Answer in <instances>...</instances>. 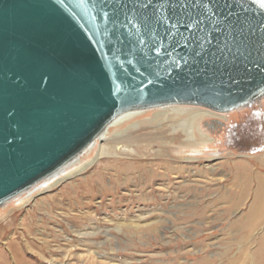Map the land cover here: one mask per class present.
<instances>
[{"label":"water","instance_id":"water-1","mask_svg":"<svg viewBox=\"0 0 264 264\" xmlns=\"http://www.w3.org/2000/svg\"><path fill=\"white\" fill-rule=\"evenodd\" d=\"M264 98V0H0V207L118 116Z\"/></svg>","mask_w":264,"mask_h":264},{"label":"rangeland","instance_id":"rangeland-1","mask_svg":"<svg viewBox=\"0 0 264 264\" xmlns=\"http://www.w3.org/2000/svg\"><path fill=\"white\" fill-rule=\"evenodd\" d=\"M145 111L150 112L134 120V123L139 124V130L146 128L141 132L142 139L146 134L159 137L157 122L163 121L168 131L172 126L170 121L177 120L168 121L165 117H171L170 114L160 116L163 110ZM227 114L226 123L219 119H214L219 120L214 123L211 118L194 123V131H203L215 140L212 146L215 155L213 158L199 157L188 164L192 167L194 164L196 170L202 166L213 168L208 174L196 172L192 175L191 172L189 178L196 181V188L192 192H188L182 184L188 179L185 175L180 178L170 175L164 180L154 179L150 185H146L141 180L143 177L134 174L131 183L119 187L113 185L115 187L107 195L98 186H94L93 195L87 198L83 195L84 186L73 188L93 173L96 167L93 163L82 176L66 180L46 193H41L43 188H40L18 202L6 203L7 209L2 206L0 210L3 215L12 210L11 215L17 222L23 218L28 220V214H32L34 221L41 219V223L48 228L47 231L36 229L25 236L26 241L33 245L36 243L32 245L33 251L39 250L37 245L42 242L41 239L50 241L54 248V253L48 257L47 250L43 249L42 252L47 254L46 259L33 264H197L204 255L222 252L221 243L230 240L225 227L245 216L252 202L251 191L241 197V206L236 212H228L229 205L235 199L234 194L240 196L239 186L243 185L245 178L252 174L264 178V102ZM148 122H151L150 125ZM139 144L142 147L145 145L144 142ZM156 148L153 146L147 154L140 151V163L152 162L151 155ZM173 155L180 158L178 164L185 165V156ZM107 162L103 159L100 165ZM242 168L245 172L239 177L237 172ZM156 172L160 173V170ZM107 173L109 176L105 178L106 184L114 172L110 170ZM237 180L239 185L236 184ZM64 190L69 195L62 197ZM51 196H55L54 202L49 199ZM29 198L31 200L22 206L21 203ZM42 203L44 206L38 211ZM201 212L204 218L199 217ZM65 214L82 216L85 221L63 222L60 217ZM141 215L145 216L144 219L138 220ZM19 228L14 227L12 230L22 234V228ZM78 231L93 233L95 236L80 238L76 234ZM255 233L264 234V224ZM56 247L60 251L55 252ZM201 248L204 249L203 253L198 251ZM24 258L34 262L29 254Z\"/></svg>","mask_w":264,"mask_h":264},{"label":"bare ground","instance_id":"bare-ground-1","mask_svg":"<svg viewBox=\"0 0 264 264\" xmlns=\"http://www.w3.org/2000/svg\"><path fill=\"white\" fill-rule=\"evenodd\" d=\"M260 101L264 102V100L261 99L253 105H256ZM156 110L164 111L160 116L165 117L170 114L171 117H165L168 121L177 119L170 121V123L168 122L172 125L168 131L165 129L166 126L163 125V121L157 122V128L159 129L157 135L159 137L154 136V134H146L142 139L141 137L143 134L141 132L146 128L143 127L139 130V124L134 123V120L138 118V116L150 111H135L122 114L111 121L104 131L69 163L64 165L47 179L33 185L27 191L6 203L18 202L40 188H43L40 191L41 193H46L66 180L82 176L90 166L94 165L93 163L96 164L93 173L88 178H83L80 183L75 186L76 188H73L77 189L84 186L83 195L87 198H91L93 195L92 191L94 186H98L102 193L107 195L115 186L119 187L131 183L134 174L143 177L141 180L146 185H150L154 179L164 180L169 178L170 175L180 178L185 175L188 179L184 180L182 184H184L188 192H192L193 189L196 188L194 186L196 181L194 182L189 178L191 172L193 173L192 175L196 172L208 174L213 171V168L212 166H202L201 169L196 170L194 164L193 167L188 164L196 159L198 160L199 157L213 158L215 155L213 152L214 150L212 151V146L215 140L212 136L204 134L203 131H194V123L204 118H211V120L219 119L226 123L228 121V114L215 113L204 108L191 106H168L157 108ZM219 120H214V123L219 122ZM150 123L151 122H148L147 124L150 125ZM138 142H144L145 145L142 147ZM153 146H156L157 148L152 152V162L148 164L140 163L139 158L142 157L139 155L140 151L143 150V154H147ZM173 154L185 156L186 158L183 160L186 161L183 162L185 165L178 164L177 161H179L180 158L175 157ZM103 159L108 160L109 162L102 166L100 164H102ZM153 167H156V170H153ZM110 170H112L114 174L111 175L109 183L106 184L104 181L106 176H109L107 171ZM158 170H160V173L156 172ZM244 172L245 169L242 168L237 174L240 177L241 175H244L241 174ZM236 184L239 185V180L236 181ZM239 187L241 189L239 191L240 196L238 193L234 194L235 199L229 205L228 212H236L241 206V197L251 191L252 202L249 205L245 216L242 219H235L225 227V230L229 232L228 239L230 238V240L221 243L223 244L221 247L222 252L213 255L210 254L212 257L210 255H204V258L198 260L197 264H264V234L259 235L258 233H255L264 224V178L252 174L245 178L243 185ZM250 187L253 189H250ZM68 195V191L64 190L62 197ZM49 199L54 202L55 196H51ZM30 200V198L26 200L27 202L23 200L24 202H22L21 205L24 206ZM6 203L3 207L6 206ZM43 206V203L41 206H38V211H41ZM5 208L7 209V207ZM11 213L12 210L6 213V215H3L0 210V264H33L46 259L47 254L42 252L43 249L47 250V257L52 252L54 253V248L52 249V243L50 241L41 239L42 242H39V246L37 245L39 252H36L32 249L36 243L33 245L32 242L26 241L25 239V236L30 235L31 232L36 231V229L37 231L39 229L47 231L48 228L45 227L44 223H41V219L34 221L31 218L32 214H28V220L23 218L17 222L13 219ZM86 217L87 216H85V218ZM144 217L145 216L141 215L138 217V220L144 219ZM199 217L204 218L203 212H201ZM60 218L63 219V222L76 220L85 221L82 216L72 214H65ZM14 227H17V229L18 227L22 228V234L14 233L12 230ZM129 230L131 229L129 228ZM76 234L80 238L94 235L93 233L79 231ZM55 235H52V237L58 239ZM222 235L224 236V234ZM57 251H60V248L56 247L55 252ZM198 251L203 253L204 249L201 248ZM28 254L34 262H31L30 260L27 261L24 258V256Z\"/></svg>","mask_w":264,"mask_h":264},{"label":"flooded vegetation","instance_id":"flooded-vegetation-1","mask_svg":"<svg viewBox=\"0 0 264 264\" xmlns=\"http://www.w3.org/2000/svg\"><path fill=\"white\" fill-rule=\"evenodd\" d=\"M209 126V125H208Z\"/></svg>","mask_w":264,"mask_h":264}]
</instances>
